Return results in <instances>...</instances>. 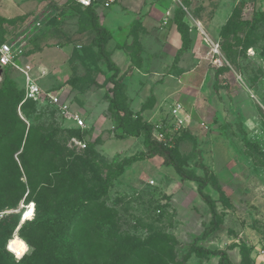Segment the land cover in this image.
<instances>
[{
  "label": "rangeland",
  "instance_id": "obj_1",
  "mask_svg": "<svg viewBox=\"0 0 264 264\" xmlns=\"http://www.w3.org/2000/svg\"><path fill=\"white\" fill-rule=\"evenodd\" d=\"M114 3L138 16L130 36L136 34L142 43L133 38L123 45L131 51L133 64L120 78L117 70L116 78L132 95L126 98L129 107L153 126H167L173 120L171 104H183L187 120L174 140L177 158L184 169L206 180L204 191L214 199L219 216L216 228L205 233L212 215L195 181L181 177L160 155L145 157L142 135L114 134L107 102L112 84L106 81L113 71L85 54L83 47L89 45L93 33L78 30V14L66 0H0V17L5 19L0 26L16 44L24 40L23 61L45 71L37 78L41 88L58 91L85 119L86 129L91 131L85 140L99 137L100 142L87 150L71 143L67 129L73 124L43 98L29 102L26 108L35 110L31 114L46 113L51 127L57 129L59 143L82 152L94 164L96 171L86 172L89 187L108 184L103 201L116 212L115 222L113 227L101 223L100 232L116 234L114 240L124 250L153 232H162L176 239V252L185 264H219L218 255L197 257L190 251L193 243L224 250L233 264H264V19L255 28L239 32L252 41L249 50H241L246 41L234 45L235 59L227 62L223 49L227 43L233 45L231 34L238 21L252 22L256 13L264 12V0H113L98 1L97 6L107 8ZM151 4L168 19L159 26L162 30H177L176 16L183 21L187 43L175 57L162 53L156 61V31L138 34L140 16ZM38 18L44 21L39 30L32 25ZM216 43L218 53L213 51ZM142 48L144 58L137 56ZM6 77L21 93V74L0 66V89ZM100 114L102 123L96 124L94 116ZM32 202L21 201L13 209L16 219ZM35 208L30 219L22 224L18 221L11 231V236L23 240L21 247L12 252L5 242L16 262L44 248L55 235H61L54 239L55 249L69 253L70 231L63 233V212L40 216ZM4 212L0 211V219ZM38 222L40 227L30 231ZM126 235L130 237L122 238Z\"/></svg>",
  "mask_w": 264,
  "mask_h": 264
},
{
  "label": "trees",
  "instance_id": "obj_2",
  "mask_svg": "<svg viewBox=\"0 0 264 264\" xmlns=\"http://www.w3.org/2000/svg\"><path fill=\"white\" fill-rule=\"evenodd\" d=\"M69 4L78 14V30L93 33L89 45L83 47L85 54L92 62L101 60L113 71L106 81L112 84V94L107 97V102L116 131L114 134L118 137L142 135L147 148L145 157L160 155L164 163L173 166L181 177L196 182L197 192L212 215L205 233L211 232L216 228L219 216L214 199L204 191L206 180L193 170L182 167L177 158L176 141L170 146L158 142L152 136L154 126L129 110L123 85L116 78L118 69L105 49L109 34L98 23L94 7H82L72 1ZM263 19L264 12H258L252 22L238 21L235 24L231 34L233 45L227 43L223 47L227 62L235 59V51L232 50L234 45L239 47L246 41L241 47L245 51L252 44L247 34L243 39L239 32L245 27L255 28ZM0 20L5 19L0 17ZM175 23L181 33L183 48L187 43L182 31L183 21L176 16ZM8 38L12 40L14 37H8L6 30L0 26V42ZM28 53L26 50L25 54ZM2 68L14 69L9 65ZM3 86L0 89V211L16 209L21 201L32 200L40 216H48L57 211L61 214L62 211L65 221L63 233L70 231V234L66 241L69 253H60L58 247L55 249L54 239L61 236L55 235L44 248L16 262L6 250L5 242L10 239L11 231L21 215L16 219L14 212L3 213L4 218L0 219V264H185L176 252V239L169 234L153 232L145 239L129 244L124 250V245L114 240L116 234L111 231L101 233V223L113 227L115 222L116 212L106 207L103 201L108 184L89 187L86 172L95 170L94 164H89L82 152L69 150L59 143L57 129L51 127L46 113L38 111L31 114L35 110L26 106L35 101L23 100L24 89L18 93L7 77L3 80ZM67 130L69 137L85 141L86 147L83 150L92 149L100 142L99 137L85 140L91 132L90 128L72 127ZM40 225L41 222H38L30 231ZM129 237L126 235L122 238ZM190 251L200 258L218 255L219 264H233L222 249L203 248L193 243Z\"/></svg>",
  "mask_w": 264,
  "mask_h": 264
},
{
  "label": "crops",
  "instance_id": "obj_3",
  "mask_svg": "<svg viewBox=\"0 0 264 264\" xmlns=\"http://www.w3.org/2000/svg\"><path fill=\"white\" fill-rule=\"evenodd\" d=\"M123 1L125 2L126 0ZM92 6L94 7L98 23L110 35L109 39L105 44V49L108 51L110 59L119 70L118 77L120 78L124 70L127 69L131 64H133L131 58V51L129 52V50L125 49L123 45L126 46L125 43L127 44L130 43L131 40L133 41V38L134 40L136 39L137 42L141 43V38H137L136 34H134V36H130L131 34L130 32L131 30H133L134 27V23H133L134 18L138 16H136L135 12L133 11L130 12L128 9L118 7L116 3L112 4L110 7L107 8L103 7V5L101 4L97 6V3L93 4ZM157 8H158L157 5L151 4L148 7V9H146L145 13L142 16H140L139 25H137L138 34L140 33L146 35L152 33L153 31H156L155 32L156 41L159 43L157 48H155V51H153L154 58L156 57L155 58L156 61L160 59V55L162 53L164 54L166 53L171 55L172 57H175L176 54H178L180 48L182 49L180 35L178 34L176 29H173L172 27L170 28L168 33L167 30H162V28L159 27L162 24L168 22V19H166V17H163V15H161L162 13L159 14ZM162 17L165 18V22L163 21ZM145 52L146 51L142 48L140 49L139 54L137 56L139 57L140 55V58H144L143 53ZM178 73H181L179 72V69H178ZM124 82L126 84L127 81L124 79ZM121 83L123 85V92L125 98H127L128 96V99H130L132 95L129 96L127 94L128 93L127 91L129 90H127L128 88L126 87V85L124 86L122 80ZM138 86L141 87L139 82H138ZM126 104L129 110L132 111L131 110L132 108L131 106L129 107V103L127 102V100H126ZM142 107L143 105L139 110H141ZM136 112L137 111H135L134 113ZM101 120H102L101 114L98 116H94V122L96 124L102 123Z\"/></svg>",
  "mask_w": 264,
  "mask_h": 264
},
{
  "label": "built area",
  "instance_id": "obj_4",
  "mask_svg": "<svg viewBox=\"0 0 264 264\" xmlns=\"http://www.w3.org/2000/svg\"><path fill=\"white\" fill-rule=\"evenodd\" d=\"M80 4L82 7H89L96 4L98 1L102 3L111 2L113 0H66ZM165 22V18H164ZM35 29H40L43 26V21L38 18L33 22ZM23 38V35H21ZM12 41L10 38L0 42V66L9 65L17 70L24 79V99L37 101L40 98L45 99L50 105L56 108L58 113L66 120L70 121L74 127L86 128L85 119L75 110H73L67 102L63 101L58 91L44 90L37 82L38 76L45 73L43 69L35 67L29 61H23L24 40L20 44ZM219 45H214L213 51L218 53ZM249 50V48H248ZM251 50V49H250ZM183 104L180 101H174L169 107V116L173 119L170 125L158 124L152 129V136L158 142L164 145H172L177 135H180L182 129L185 128L186 112ZM203 125V123H201ZM71 143H74L78 148H85L86 143L74 137L71 138Z\"/></svg>",
  "mask_w": 264,
  "mask_h": 264
},
{
  "label": "bare ground",
  "instance_id": "obj_5",
  "mask_svg": "<svg viewBox=\"0 0 264 264\" xmlns=\"http://www.w3.org/2000/svg\"><path fill=\"white\" fill-rule=\"evenodd\" d=\"M24 206V205H23ZM24 210L21 212L22 214H20V224H22L23 222H25L27 219H30V216L34 210V204L33 202L30 203L29 205H25V207H23ZM23 240L20 239L18 236L13 235L10 237V239L7 241V249L9 251L12 252H16L22 245Z\"/></svg>",
  "mask_w": 264,
  "mask_h": 264
},
{
  "label": "water",
  "instance_id": "obj_6",
  "mask_svg": "<svg viewBox=\"0 0 264 264\" xmlns=\"http://www.w3.org/2000/svg\"><path fill=\"white\" fill-rule=\"evenodd\" d=\"M8 212H14L13 210H7V211H5L4 213H8ZM16 212V211H15ZM20 221V220H19ZM7 246H8V244H7Z\"/></svg>",
  "mask_w": 264,
  "mask_h": 264
}]
</instances>
